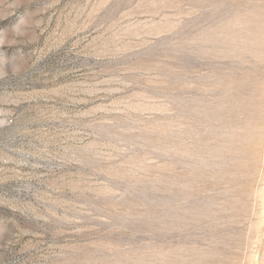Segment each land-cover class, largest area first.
I'll list each match as a JSON object with an SVG mask.
<instances>
[{
	"label": "rangeland",
	"instance_id": "1",
	"mask_svg": "<svg viewBox=\"0 0 264 264\" xmlns=\"http://www.w3.org/2000/svg\"><path fill=\"white\" fill-rule=\"evenodd\" d=\"M0 264H264V0H0Z\"/></svg>",
	"mask_w": 264,
	"mask_h": 264
}]
</instances>
